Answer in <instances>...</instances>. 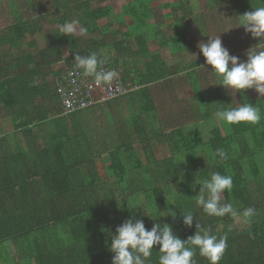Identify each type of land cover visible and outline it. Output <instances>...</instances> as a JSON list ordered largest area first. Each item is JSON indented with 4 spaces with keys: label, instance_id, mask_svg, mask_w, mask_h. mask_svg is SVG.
I'll list each match as a JSON object with an SVG mask.
<instances>
[{
    "label": "trees",
    "instance_id": "1",
    "mask_svg": "<svg viewBox=\"0 0 264 264\" xmlns=\"http://www.w3.org/2000/svg\"><path fill=\"white\" fill-rule=\"evenodd\" d=\"M146 1H131L123 9L135 26H145L150 18ZM4 2L14 21L0 29V121L3 133L16 138L12 148L0 138V264H112L110 235L130 217L143 219L146 229L154 223L168 224L182 240L195 233L197 223L218 237L228 236L219 264H264V96L247 97L243 90L234 102L220 89L204 93L195 85L201 110L174 119V124L158 113L147 87L167 77L164 57H152L144 72H131L121 63L119 53L130 52L131 63L137 56L145 58L146 43L134 29L124 37L134 40L138 35L137 42H143L138 52L116 38L106 43L107 31L99 21L111 15L110 8L93 7V0H33L32 5L26 2L30 14L23 17L16 0H0ZM234 4L239 16L259 6L260 0ZM206 6L213 9L218 2L206 0ZM162 7L173 5L165 2ZM47 18L58 27L44 35ZM73 20L88 29L85 36L61 35L59 26ZM6 46L8 53H1ZM92 51L120 73L125 85L137 86L115 99L124 104L125 128L105 147L89 140L88 109L63 115L54 89L55 78L75 69L74 54ZM113 51L116 58L110 55ZM61 63L63 67L54 70ZM246 102L260 107L259 124L214 123L207 138L199 129L209 125L218 108ZM110 117L99 116L102 127ZM185 117L189 120H181ZM44 121H50L52 129L55 123L56 132L38 144L32 127ZM218 148L226 159L215 154ZM211 172L232 176L233 188L222 201L239 212L255 208L250 225L227 215L209 216L196 204V183ZM189 211L194 216L191 227L182 222ZM158 251L154 246L148 264H159ZM196 253V264H209L198 249Z\"/></svg>",
    "mask_w": 264,
    "mask_h": 264
},
{
    "label": "crops",
    "instance_id": "2",
    "mask_svg": "<svg viewBox=\"0 0 264 264\" xmlns=\"http://www.w3.org/2000/svg\"><path fill=\"white\" fill-rule=\"evenodd\" d=\"M96 1L98 2V0ZM112 1L114 0H107L102 2L103 4L98 2L101 4L98 6L110 8L112 11L107 19L101 20H104L103 24H100L101 21H99V24L104 27L105 31H107L106 43L114 42L116 38L117 41L134 47L135 51L138 52L140 43H143L137 42L136 39L139 38L138 35L135 34L134 40L127 37L125 38L124 36H126L130 30L134 29V33L140 30L143 34L141 35L146 43L145 47L148 54L145 58L137 56L131 63L130 60L127 59L129 57L128 53L130 52H125L127 54L119 53L122 56V59H119V61L126 64V67L131 72L136 70L144 72L146 69L145 65L151 61L152 57L154 59L157 56L164 57L163 62L167 68V77L164 80L150 84L147 87L151 92L156 109L161 112L166 119L168 118L167 121H173L175 124L174 119H179L178 117L188 114L192 110H200L198 108L200 102L197 96L194 101L195 85L198 86V89L200 88L204 93H207L212 89H203V86L208 85V83L210 85L212 84L210 82L213 81L215 82V87L213 88L220 89L221 94L229 96L234 102L238 100L239 94H245L243 91L236 93L233 91L232 93V90L225 89L220 85V76L210 72L211 66L205 63V58L199 53L198 49V44L201 41L207 42L209 37L219 35L223 46L229 50L230 55L238 57L239 60L243 62L247 58L246 52L249 47L255 46L258 43L260 46H264V41L260 42V38H253L250 33L245 32L244 27L238 28L229 24L233 18L237 17L235 4L233 2L227 4L225 0H220L218 6L213 7V9L207 6L199 8L198 5H194L190 9L188 0H148L146 3L150 8L146 11H148L147 14L150 15V18L147 19L145 26L139 27L138 25L135 26L129 17L123 15L124 7L131 1L135 0H124L123 4H121L120 1L117 3ZM165 2L172 4L173 8L162 7ZM182 2L184 5L180 7ZM98 6L93 5V7ZM224 8L227 10V13H231L232 11L233 13L221 15L216 13L214 16L211 15V13L215 12L214 10L219 11ZM192 9H195L196 11L194 12ZM146 11H143L142 14H145ZM116 20L121 21V23L115 22ZM109 22L112 24H109ZM173 27L175 30L170 37L168 32H170V29ZM3 28L4 27L0 29ZM205 28L211 29L207 30L208 34L202 33L203 30H206ZM114 31H117L118 33L114 35ZM149 31L152 32L149 33ZM181 31L182 36L180 33ZM200 35H204L205 38L202 39ZM182 40L185 41L186 50L182 49V46L180 45ZM171 49H177V52L173 50V53H171ZM3 51L4 53H8L7 46L2 48L1 53ZM193 54H195V57ZM110 55L114 58L117 57L114 51L111 52ZM193 64H195V66H193ZM55 69H57V66L54 70ZM252 93H254V91H252ZM246 95L248 97L247 91ZM117 101L118 100H115L107 105H99L88 109L85 111L86 113L84 112L85 121L87 122L90 132L89 137L91 136L89 140L92 143L105 147L103 144L108 143V141L117 140V136L122 135L124 132L125 123L122 120L124 115H121L120 112L124 111L125 108L124 104L117 103ZM105 115H112L113 117H110L107 120L104 119L103 123H105V126L102 127L99 116L105 118ZM185 119L189 120V117L181 118V120ZM191 120H193V118H191ZM49 123L50 121H44L32 127L35 137L38 135V144H40V139L42 137L48 140V137L56 132V124L54 123L55 127L52 129ZM189 126L191 128L193 127V124H190ZM202 128H204V125L199 126L200 130ZM223 134L225 135L224 132H222V135ZM106 135H108L109 138ZM15 136L16 134L3 133V125L0 121V138L5 139L3 142H5L7 148H12L16 138Z\"/></svg>",
    "mask_w": 264,
    "mask_h": 264
},
{
    "label": "clouds",
    "instance_id": "3",
    "mask_svg": "<svg viewBox=\"0 0 264 264\" xmlns=\"http://www.w3.org/2000/svg\"><path fill=\"white\" fill-rule=\"evenodd\" d=\"M237 17L239 26L244 27L246 33H250L253 38H260V42L264 41V0H260V5L254 7L252 11ZM59 31L61 35L66 36H85L88 29L79 21L73 20L60 25ZM198 49L205 58V63L211 66L210 72L220 76V85L225 89H231L235 93L254 89L259 96H264V46L258 43L249 47L246 52L247 58L243 62L238 57L230 55L219 35L209 37L207 42L201 41ZM193 56L195 57V54ZM104 63L105 59H101L95 51L84 56L79 54L73 56L74 67L81 70L84 76L92 77L97 86L109 85L117 76L115 71L103 70L101 66ZM228 105L213 112V123L219 120L229 126L241 122L259 124L261 109L257 105L248 102L235 107ZM215 154L221 159H226V153L222 148L216 149ZM196 184L200 185L196 204L207 215L214 217L227 215L240 220L244 225L251 224L252 218L257 214L255 208L250 206L239 212L232 203L222 201L223 194L233 188L231 175L211 172L209 178ZM171 215L175 217L174 212ZM193 220L191 211L182 215V222L187 227L192 226ZM110 236L111 243L108 247L113 253L112 264H148L154 246H159V264H196L194 257L197 249L199 255L206 258L209 264H219L228 247L227 235L218 237L210 228L197 223L195 233L187 240H182L174 235L172 227L168 224L154 223L151 229H146L143 219L134 220L130 217L117 226L115 233H111Z\"/></svg>",
    "mask_w": 264,
    "mask_h": 264
},
{
    "label": "built area",
    "instance_id": "4",
    "mask_svg": "<svg viewBox=\"0 0 264 264\" xmlns=\"http://www.w3.org/2000/svg\"><path fill=\"white\" fill-rule=\"evenodd\" d=\"M101 67L105 71L112 70L117 73L111 84L97 86L92 77L84 76L82 71L76 68L64 76L55 78L54 89L59 97L63 115L84 111L97 105H107L137 89V86L125 85L120 73L108 61L105 60ZM70 72L72 75H68Z\"/></svg>",
    "mask_w": 264,
    "mask_h": 264
},
{
    "label": "rangeland",
    "instance_id": "5",
    "mask_svg": "<svg viewBox=\"0 0 264 264\" xmlns=\"http://www.w3.org/2000/svg\"><path fill=\"white\" fill-rule=\"evenodd\" d=\"M17 1V3L19 4V6H20V10H21V14H23V17H26L27 16V13H29L30 14V11H28L27 10V6H26V2H29V4H31L32 5V2L31 1H33V0H16ZM118 1H120V3L121 4H123V2H124V0H114V1H112V2H114V3H117ZM125 1H128V0H125ZM189 1V4H190V9L192 8V6H197L198 5V7L199 8H204V7H206V0H188ZM209 2H213V0H208ZM217 2H219L220 0H216ZM225 2L228 4L229 2H233V3H236L237 2V0H225ZM101 4H103V3H101ZM101 4H99L96 0L94 1L93 0V5L94 6H98V5H101ZM116 5V4H115ZM227 7H229V6H227ZM192 11H196L195 9H192ZM200 11V10H199ZM215 12L214 13H211V15L212 16H214L216 13H218V14H231V13H233V11L231 12V13H227V10L224 8V9H222V10H214ZM32 15L33 16H36L37 14L35 13V12H33L32 13ZM186 15V14H185ZM185 15H183V16H185ZM182 16V15H181ZM13 21H14V18H13V15H12V12H11V8H10V6L7 4V2H4V3H2V4H0V28H2V27H6V26H8L9 24H11V23H13ZM47 21H48V18H47V20H45L44 21V27H43V33H44V35L45 34H47V35H49L50 33H51V30L52 29H54V28H56V27H58L56 24H50V23H47ZM180 21V20H179ZM103 22H104V20L103 21H101L100 22V24H103ZM229 24H231V25H233V26H236V27H238V28H240V27H242V26H239V20H238V17H236V18H233L232 20H231V23H229ZM206 30H203L202 31V33L204 34V33H207L208 34V31L207 30H211V29H209V28H205ZM174 30H175V28L173 27V28H171L170 29V32H168V35L171 37V34L174 32ZM77 31H78V26H77ZM182 31H183V29H182ZM182 31L180 32L181 33V36H182ZM152 31H149V33H151ZM200 37L202 38V39H204L205 38V36L204 35H200ZM191 42V41H190ZM38 45H39V47L40 48H42V47H44V45H45V39L44 38H41V39H38ZM180 45L182 46V49H185V41L184 40H182L181 42H180ZM186 50V49H185ZM198 55V54H197ZM61 67H63V64L61 63V64H59L58 66H57V68H61ZM210 83H212V84H210L209 85V83H208V85H204L203 86V89H214L213 87H215L214 85H215V82H213V81H211ZM220 83H221V79H220ZM230 91H231V89H229ZM247 92H248V97H252L253 96V93H252V91H254V94L256 95V96H258L259 94L258 93H256L255 92V90L254 89H247L246 90ZM232 93H233V90L231 91ZM219 93H220V91H219ZM214 95V94H213ZM218 95V94H217ZM195 99H196V94H195V98H194V101H195ZM203 106V105H202ZM201 106V107H202ZM200 110H201V108H199ZM122 112V111H121ZM120 112V113H121ZM158 113L159 114H161V112H159L158 111ZM122 114V113H121ZM118 115V114H117ZM119 116V115H118ZM213 114H212V116H210V120H209V125L208 126H204V128H202L201 129V131L203 132V134L205 135V137L207 138V136H208V133H209V131L212 129V126H214L213 124L214 123H216V125H220L221 124V121H219V120H215V122L213 123ZM222 132H224V131H222ZM225 133V132H224ZM166 153H168V152H166Z\"/></svg>",
    "mask_w": 264,
    "mask_h": 264
}]
</instances>
